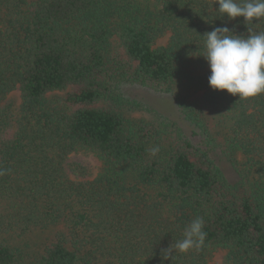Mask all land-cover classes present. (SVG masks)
<instances>
[{
	"label": "trees",
	"instance_id": "trees-1",
	"mask_svg": "<svg viewBox=\"0 0 264 264\" xmlns=\"http://www.w3.org/2000/svg\"><path fill=\"white\" fill-rule=\"evenodd\" d=\"M218 7L0 0V264H206L220 248L226 264H264V94L214 90L201 55L205 33L227 26L247 36L249 26L264 31V19L248 26ZM178 81L225 117L221 146L239 181L213 155L202 109L184 98L178 113L190 133L171 118L128 115L140 105L123 84L169 92ZM80 152L103 162L98 174ZM196 216L202 249L164 259ZM36 232L45 234L37 250Z\"/></svg>",
	"mask_w": 264,
	"mask_h": 264
},
{
	"label": "clouds",
	"instance_id": "clouds-1",
	"mask_svg": "<svg viewBox=\"0 0 264 264\" xmlns=\"http://www.w3.org/2000/svg\"><path fill=\"white\" fill-rule=\"evenodd\" d=\"M220 17L229 20L243 17L249 26L253 21L264 19V0H215ZM257 22V23H258ZM248 35H238L227 26L216 27L204 34V52L201 54L208 61L211 75L209 84L214 90H227L239 95L240 99L264 94V31H254L248 27ZM155 155L159 147L150 149ZM4 170L0 169V175ZM204 219L196 216L190 220L183 231V238L162 250L164 259L173 253L200 251L205 244L207 233Z\"/></svg>",
	"mask_w": 264,
	"mask_h": 264
},
{
	"label": "rangeland",
	"instance_id": "rangeland-1",
	"mask_svg": "<svg viewBox=\"0 0 264 264\" xmlns=\"http://www.w3.org/2000/svg\"><path fill=\"white\" fill-rule=\"evenodd\" d=\"M169 40L170 33H167L158 39L157 44L168 45ZM120 93L124 98H126V100L136 102L138 105H140L139 108H131L130 112H128L130 117L138 119L144 118L155 121L171 118L179 122V124L182 125L183 128L189 133L191 130L188 123L184 121L178 113V97H182L188 103H192L196 107L202 109L203 117L206 124L208 125L206 130H208L210 136L214 138L213 140L212 138L205 136L206 140H213L212 144H217L214 147L213 155L229 180L232 182H237L240 180L239 172L227 159L221 146V141L224 134L221 125L223 124L225 117L222 116V114L217 110L205 104L202 91H197L194 88H191L186 82L178 81L173 85L171 91L169 92H159L134 84H123L120 87ZM9 96L15 105H19L21 103V96L18 90L13 91ZM80 155H84L90 160L93 166L92 171L94 175L100 172L101 168L103 167V162L94 153L80 152ZM241 162H243V160ZM240 166L242 167V164ZM44 236L45 234L40 232L33 234V236L30 238L33 246L32 249L37 250L42 246L40 243L45 241ZM227 253L228 252L226 249L220 248L215 250L206 264H226Z\"/></svg>",
	"mask_w": 264,
	"mask_h": 264
}]
</instances>
